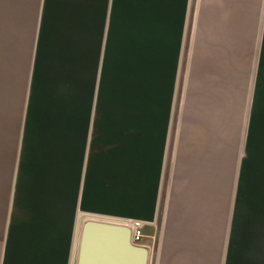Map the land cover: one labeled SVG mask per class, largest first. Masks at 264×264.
<instances>
[{
	"label": "crops",
	"instance_id": "0c3cea01",
	"mask_svg": "<svg viewBox=\"0 0 264 264\" xmlns=\"http://www.w3.org/2000/svg\"><path fill=\"white\" fill-rule=\"evenodd\" d=\"M87 218L264 264V0H0V264H74Z\"/></svg>",
	"mask_w": 264,
	"mask_h": 264
},
{
	"label": "water",
	"instance_id": "95a60500",
	"mask_svg": "<svg viewBox=\"0 0 264 264\" xmlns=\"http://www.w3.org/2000/svg\"><path fill=\"white\" fill-rule=\"evenodd\" d=\"M149 250L131 242L124 222L87 218L78 231L74 264H148Z\"/></svg>",
	"mask_w": 264,
	"mask_h": 264
},
{
	"label": "rangeland",
	"instance_id": "374dc122",
	"mask_svg": "<svg viewBox=\"0 0 264 264\" xmlns=\"http://www.w3.org/2000/svg\"><path fill=\"white\" fill-rule=\"evenodd\" d=\"M115 24H116V21H115ZM111 29H110V32H109V40H108V44H107V55H106V59L108 58V62H109V58L113 55H116V46H114V44H116V41H117V38H116V33L112 34L111 33ZM124 41H125V36H123V34H121V38L120 40L117 41V44H120V48L124 46ZM187 44H186V48H185V54H184V57H183V79L184 77L186 78V73H187V69H188V55L190 54L191 55V43H192V40L191 39H187ZM190 52V53H189ZM103 53H104V48L102 49V55H101V60L103 59ZM113 60V57L112 59ZM109 65V64H108ZM110 68L112 67L111 65H109ZM107 63L105 61V66H104V74L107 73ZM183 79L181 80V84H180V88H179V93H178V102H177V105H176V108H175V133L177 134V131H178V126H179V122H180V116H181V110H182V104H183V86H184V81ZM103 81V80H102ZM102 81L98 80V83H97V87H98V90L101 88L102 86ZM99 99L101 100V94H100V97ZM175 134V136H176ZM176 141V140H175ZM174 141V143H175Z\"/></svg>",
	"mask_w": 264,
	"mask_h": 264
},
{
	"label": "built area",
	"instance_id": "2783aa9c",
	"mask_svg": "<svg viewBox=\"0 0 264 264\" xmlns=\"http://www.w3.org/2000/svg\"><path fill=\"white\" fill-rule=\"evenodd\" d=\"M126 226H128L131 230V242L134 245H141L143 239V228L144 224L141 221L130 220L123 221Z\"/></svg>",
	"mask_w": 264,
	"mask_h": 264
}]
</instances>
